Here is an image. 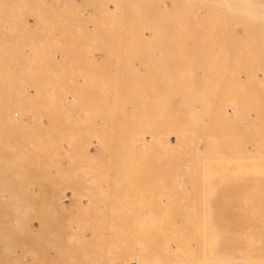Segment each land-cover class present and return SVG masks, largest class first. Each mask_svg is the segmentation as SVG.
Here are the masks:
<instances>
[{"label": "rangeland", "instance_id": "374dc122", "mask_svg": "<svg viewBox=\"0 0 264 264\" xmlns=\"http://www.w3.org/2000/svg\"><path fill=\"white\" fill-rule=\"evenodd\" d=\"M163 185L263 216L264 0H0V264H53L59 231L110 252Z\"/></svg>", "mask_w": 264, "mask_h": 264}, {"label": "bare ground", "instance_id": "6f19581e", "mask_svg": "<svg viewBox=\"0 0 264 264\" xmlns=\"http://www.w3.org/2000/svg\"><path fill=\"white\" fill-rule=\"evenodd\" d=\"M129 8H131V7H129ZM133 12H132V14H133ZM138 16H140V15L138 14ZM45 30H47V29H45ZM125 32H126V30H125ZM42 36H43V34H42ZM138 37H140V36H138ZM128 40H129V38H128ZM143 40H142V42H143ZM134 41H135V39H134ZM180 48H181V46H180ZM120 53H122V52H120ZM230 54H232V52ZM44 61H47V60H44ZM190 107L188 108V111L193 106L191 108ZM195 109H196V107H195ZM168 112H170V111H168ZM188 113H186V114L188 115ZM195 130L198 131L197 129H195ZM149 142H150V140H149ZM166 143H167V145H171L172 141L169 140ZM248 144H250V143L248 142ZM196 145L197 144H195V147H196ZM229 147H231V146H229ZM245 150L246 149H244V151ZM201 154H202V152H201ZM217 157L219 158V156H217ZM205 160H207V159H205ZM211 161H213V160H211ZM147 174H145V175L147 176ZM151 174H149L148 176H150ZM158 176H160V175H158ZM151 177H154V175ZM188 177L190 178V176H188ZM138 178H140V177L138 176L137 179L135 177V179L137 181H140V183L142 181H144L142 178H141L142 180H138ZM189 178H188V180H189L188 184H186L185 186L190 185L189 183H194L193 181L190 182V180H192V179L191 178L189 179ZM168 180H170V179H168ZM168 180H166V181H168ZM134 183H137V182H134ZM134 185H136V184H134ZM149 185H152V179H151V184H149ZM138 186H140V185H138V183H137V185L135 187H138ZM141 186H142V184H141ZM169 187H167L166 185H163L159 189L152 188L153 193L149 194L150 198L149 199L143 198L144 200L145 199L148 200V202H147L148 204L146 206L140 207V208L132 206L133 208L131 209V217L126 216V215L125 216L116 215L117 217L114 216V217L110 218V220L107 219L108 223L106 225H102L101 228H98L99 232L102 233V231H104L109 236L115 237L116 246L112 247L111 250H109L110 252L102 250V252H99L96 255H95L96 252H93L94 255H93V253L91 254V256L89 254L88 259L82 260V259H80V256H82L81 255L82 251H76L75 250L76 246L74 245V242H73L74 235L71 234V236H68L67 238L65 237L67 239V242H65L64 239H62L60 237L61 235L59 236L60 231L58 232V234L54 233V237H55V235H57V237H55L56 238L55 242H53V243H55V245L53 244V246H55V251H56L55 252L56 256L53 257V258H55L53 260L54 261L53 264H115V260H119V261L123 262L124 264H130V263H134V262L136 264H264V199H262V201L260 200L261 203L259 202L260 203L259 208H260L261 214L263 216H261V217H258V216L257 217H253V216L244 217V216H242L244 218L239 219V218H237L238 216L235 217L234 214H233L234 216H231V215H229V213L228 214L214 213L213 211H210L209 209H206V208L200 209L197 211H195V210L185 211V210L181 209L180 207H178V203L175 201V196H176L175 194L180 193L183 190L179 191L181 188L180 189L177 188V190L176 189L172 190ZM191 188H193L192 185H191ZM138 189H140V187ZM141 189H143V188L141 187ZM192 190H194V189H192ZM148 191H151V190H148ZM186 191H187V189H186ZM186 191H184V192H186ZM149 195L147 197H149ZM139 197L141 198V196H139ZM115 207H116V205H115ZM103 208H105V207H103ZM107 208L108 207H106L105 210H107ZM199 208H200V206H199ZM108 215H110V212L108 213ZM42 230H45V229H41V235H43V233H45L44 231L42 233ZM64 232H66V231H63L62 234ZM31 233H33V232H31ZM34 235H36V233H34ZM34 235L32 234V236H31V234H30V236H28V237H30L31 242L35 241L34 243H41V242H37L36 240L31 239V237H33ZM41 235H40V239L43 237V236L41 237ZM65 236H66V233H65ZM23 237H24V235H23ZM37 237L39 238V236H37ZM37 237H36V239H37ZM62 237H64V236H62ZM26 239H29V238L26 237ZM115 239H113L112 242H114ZM20 240H22V239H19L18 241H20ZM30 240H28L27 243H29ZM45 240H47V239H45ZM24 241H26V240L24 239ZM48 242H49V240H48ZM21 243H22V241H20V244ZM42 243H44V242H42ZM17 244H19V243H17ZM106 244H107V241H106ZM28 245H27V247H28ZM33 245H35V244H32L30 246L33 247ZM15 246L17 247L20 245H15ZM77 246L78 247H84L85 251H90L89 245H87V244L82 245L79 243ZM21 247L25 248V247H23V245ZM34 249L35 248H33L32 251ZM42 249L44 251L45 247ZM23 250H24V254H26L25 252H27V249L25 248V249H22L21 251H23ZM45 252H47V251H45ZM45 252H44V254H45ZM26 256L29 257L28 254H26ZM37 256H38V254H37ZM45 256H47V255H45ZM22 259H25V258L22 257ZM37 260H35L36 264H37ZM40 260L41 259H39V261ZM41 261H43L44 264L47 263L44 261V259ZM24 263H25V261H24ZM30 263H31V261H30ZM31 264H33V261ZM48 264H50V263H48ZM51 264H52V262H51Z\"/></svg>", "mask_w": 264, "mask_h": 264}]
</instances>
